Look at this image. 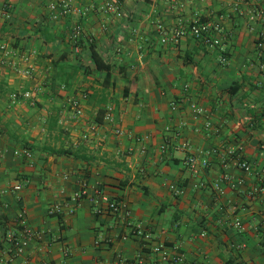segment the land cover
Returning <instances> with one entry per match:
<instances>
[{"label":"crops","instance_id":"0c3cea01","mask_svg":"<svg viewBox=\"0 0 264 264\" xmlns=\"http://www.w3.org/2000/svg\"><path fill=\"white\" fill-rule=\"evenodd\" d=\"M61 1L0 0V44L29 54L26 64L0 54V264H148L158 243L182 264H264V0H110L109 13L102 0H71L84 16L51 12ZM195 19L222 25L221 49L189 34L173 42ZM236 149L250 173L222 166L220 153ZM191 154L208 161L197 174ZM96 191L128 218L90 201ZM21 211L35 235L17 256L8 236ZM136 224L150 244L130 236Z\"/></svg>","mask_w":264,"mask_h":264},{"label":"built area","instance_id":"2783aa9c","mask_svg":"<svg viewBox=\"0 0 264 264\" xmlns=\"http://www.w3.org/2000/svg\"><path fill=\"white\" fill-rule=\"evenodd\" d=\"M102 4L103 5L101 7V11L103 13L114 12L116 9L115 5L110 0H102ZM49 9L51 10V12L58 10L59 15L61 16H67L69 14H75L77 16H84L86 14L85 9L74 8L71 5V0H62L60 3H51L49 5ZM260 15L262 16V18H264V11H262ZM156 27H157V30L163 35L162 42L163 43L166 42V37L168 36L169 33L161 24H157ZM222 31H223V28L219 22H210V21H202L200 19H195L193 22H191L187 26L180 25L170 32H171L172 40L174 43H177L183 35L189 34L190 36L201 40V42L209 48H220L221 49ZM81 34H82V29L80 25H75L74 28L72 29L71 40L74 43L76 51H78L79 49L77 43L80 39ZM259 46H261V43L259 44ZM0 54H4L6 56L10 55L14 59L19 60L23 64L28 63V60H29L28 53L26 54L23 53L21 54V56L17 57L15 55L14 50L9 48L5 44H0ZM219 62L221 64H226L227 62L225 53L223 51H221L220 53ZM12 66L14 67V69L18 68L16 66V63H13ZM18 72L23 76L28 75L27 68L25 69L18 68ZM30 97L31 95L29 92H23V93L13 92L10 95V99L12 101H16L19 99H29ZM190 108L194 115H199L202 113V110L197 108L194 104H191ZM105 120L109 122H112L113 120L110 109H108L105 114ZM210 126H211V123L209 120H207L205 123V127L207 129H210ZM115 134L119 135L121 134V132L119 130H115ZM161 148L163 149V147ZM129 151H132V149H130ZM212 153L218 154V151L213 150ZM22 154L25 157L29 156V152L27 150H23ZM220 159H221V164L223 167H227L228 165H234L238 167L239 169H241L243 172L250 173V165L241 159L240 149L228 150L227 152H222L220 153ZM185 165L193 174H197L200 169H204L208 166V161L199 155L191 154L186 157ZM223 180H225L230 186V188L232 189H235L242 184L241 180L239 179L235 180L228 176H224ZM213 188L217 196H221L223 194V190L220 187V182H216ZM13 189L15 191H18L21 189V186L19 184L15 185ZM96 193H97L96 195L98 196V198L95 200L93 197H90V201L94 203L96 202L98 204L103 203L105 204V209L108 212L112 214H119L121 212L123 213V216L125 219L128 218L129 214H128V211L126 210V205L124 204L123 201L111 199L104 193H101L100 191H96ZM85 195H87V189L85 185H82L81 189L77 193L74 194L73 199L75 200ZM60 211H61L60 205L54 204L48 210V213L50 215H53V214H59ZM16 225L20 229V234L17 236L16 233L10 232L8 239L12 244L15 255L21 256L24 253L25 249L27 248L31 238L35 234L27 226L25 214L22 211L18 215ZM234 225L237 227H240V222L236 220ZM130 236H134L140 239L145 246L151 243L150 234L145 232L142 225L140 224H136L132 226ZM126 238H127L126 235L122 236L123 240H125ZM149 248H150L151 253L155 256V258L152 261H150L148 264H182L184 260V256L182 254L170 252L169 249L163 244H160V243L151 244Z\"/></svg>","mask_w":264,"mask_h":264},{"label":"trees","instance_id":"16d2710c","mask_svg":"<svg viewBox=\"0 0 264 264\" xmlns=\"http://www.w3.org/2000/svg\"><path fill=\"white\" fill-rule=\"evenodd\" d=\"M90 48H91V58L92 61L96 67V69L98 70H105L106 73H109L110 70V66L109 64H106L105 62L102 61V59L99 57V55L95 52L93 44H90ZM103 113V111H102Z\"/></svg>","mask_w":264,"mask_h":264}]
</instances>
